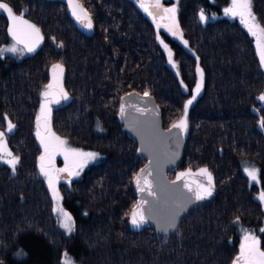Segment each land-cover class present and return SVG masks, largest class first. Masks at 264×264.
<instances>
[{
  "label": "trees",
  "instance_id": "16d2710c",
  "mask_svg": "<svg viewBox=\"0 0 264 264\" xmlns=\"http://www.w3.org/2000/svg\"><path fill=\"white\" fill-rule=\"evenodd\" d=\"M2 1L35 21L45 44L34 56L0 55V128L19 157L14 173L0 160V264H64L66 253L79 264H233L244 227L264 250V66L253 36L223 15L231 0H166L177 5L187 41L163 36L177 72L161 48L157 24L134 0H80L94 22L91 36L76 28L60 1ZM252 7L264 27V0H252ZM200 9L213 18L201 22ZM6 28L0 10V48L12 42ZM56 63L63 65L69 99L52 106L51 128L70 146L99 154L81 175L59 182L71 233L59 226L39 173L43 151L35 134L40 95ZM197 66L203 85L187 111L184 158L167 175L207 169L217 194L186 215L173 236L150 227L134 232L128 223L137 202L133 178L146 161L122 125L119 99L147 91L168 128L184 115ZM246 161L258 169V183L244 173Z\"/></svg>",
  "mask_w": 264,
  "mask_h": 264
},
{
  "label": "snow or ice",
  "instance_id": "6c2138e0",
  "mask_svg": "<svg viewBox=\"0 0 264 264\" xmlns=\"http://www.w3.org/2000/svg\"><path fill=\"white\" fill-rule=\"evenodd\" d=\"M68 5L72 9V15L80 22L84 23V26L88 29L93 27L90 14L83 8V5L79 3V0H68ZM140 7L144 9L148 15L159 16L161 19L169 21L164 27L173 35L183 38L182 32H180L179 24L176 20L177 9L173 7H164L161 0H151V3H146L145 0H140ZM151 9V10H150ZM0 10H3L7 14L10 21L8 32L15 42L10 47L0 48V55L4 53L20 54L26 50L28 53H33L39 47L43 37L40 29L35 25L23 18V15L14 14L13 9L9 4L0 0ZM225 15L229 17H239L241 23L247 28L248 32L257 38V48L259 51L260 64L264 66V27L261 26L257 20L252 7V0H231V6L224 9ZM213 17L205 15V11L200 9L199 20L206 22ZM86 22V23H85ZM159 27V25H158ZM159 39V36L157 37ZM160 43L163 45L168 54V62L176 67L173 61V53L169 49L168 45L164 40L160 39ZM187 46V41H184ZM23 45V48L18 47ZM198 59V58H197ZM197 73L200 76L199 82L196 84L195 94L192 95L184 105V117L180 119L178 123L172 125V128L187 130V111L189 105L196 100L197 95L200 93L203 85V70L197 66ZM64 68L60 63L52 65V77L53 82L46 85V89L42 92L43 101L40 104V112L36 118V136L39 138L40 145L43 147V153L39 157V173L46 179L49 189L52 192L53 198L59 202L61 199L57 184L61 179H68L70 177L79 176L85 165L90 160H95L97 154L94 152H84L82 150L72 148L68 146L67 141L56 135L51 128V113L52 104H60L61 101L69 99L67 92L62 87V77ZM178 74V73H177ZM182 83V81H181ZM55 89V91H53ZM150 94L145 91L144 96L147 97ZM261 101H264V95L259 97ZM124 114V108L121 107V115ZM7 119V117H5ZM264 126V121H262ZM15 125L8 122V132H12ZM43 128V131H41ZM61 155L64 159V167L57 168L55 166L56 156ZM7 157V159H5ZM0 160L11 166L13 173L16 170V166L19 163V157L13 156L12 152L8 149L5 141V133L0 132ZM146 170H141V174L136 177V184L138 189L143 193L147 191L148 195H154L152 191V185L147 180H143L141 184V178ZM248 176L253 180L257 181V170L255 168H245ZM67 174L62 176L61 174ZM190 173H181L177 177L179 180L181 177ZM200 174L207 176V185H198L197 190H193L188 185L189 192H192L196 200H203L211 197L213 194V184L211 173L207 169H200ZM261 200H264V194H261ZM147 200H143L138 203L131 212V224L134 227L139 228L147 222L148 218L151 217L153 209H148L149 216L146 218L144 213V205L148 204ZM57 212L62 215V226L71 233L74 228L72 224L71 216L65 212L61 207H57ZM175 216L173 215L169 220V226H174ZM264 231V229H261ZM64 264H71L70 258L65 255ZM233 264H264V251L261 250L260 240L250 233H246L243 238V242L240 245V254L235 258Z\"/></svg>",
  "mask_w": 264,
  "mask_h": 264
},
{
  "label": "water",
  "instance_id": "95a60500",
  "mask_svg": "<svg viewBox=\"0 0 264 264\" xmlns=\"http://www.w3.org/2000/svg\"><path fill=\"white\" fill-rule=\"evenodd\" d=\"M55 1H60L66 4L69 17L73 20L78 30H80L86 36H91L94 34L95 29L92 18L91 20L93 27L88 29L84 26V23L78 21L72 15V9L68 5V0ZM145 2L151 3V0H145ZM79 3L82 4L80 0ZM10 7L12 8V6ZM164 7L166 6L164 5ZM83 8L88 12L84 6ZM145 13L157 25L169 23L168 20L161 19L159 16H156L154 19L153 16L148 15L147 12ZM4 14L7 22L6 33H8L9 38L13 41L11 35L8 32L10 21L7 17V14ZM14 14L20 15L16 11H14ZM23 18L30 23L35 24L40 29L41 35L43 37L39 47L35 52L28 53L25 50L27 54L34 56L35 53L44 46L45 35L35 21H31L25 15H23ZM19 46L23 48V45ZM53 91H55V89H53ZM40 96L42 97V95ZM64 102L65 101H61L60 104H52V106L59 107V105L63 104ZM118 104V115L120 116L122 125L125 127L128 136H130L135 141V143H137L139 154L141 158L146 161V163L139 169L138 173L133 178V190L137 201L134 207L141 201L147 200L149 203L145 204L143 209L146 218L149 216L148 209L150 207L153 209L151 217L148 218L147 222L137 228L131 224V212L134 209L133 207L129 215V226L134 232H140L145 228L150 227L159 236H173L186 215L194 211V209L203 207L204 205H208L214 201L217 194V187L212 183V196L203 200H196L192 192H189L188 187H185V185H188L194 191L197 190L198 185L203 184L206 186V175L192 171L186 172L190 174L181 177L179 180L177 178H168L167 173L170 172V170L176 169L184 158L183 154L186 146L185 134L182 129L172 128V126L168 128L164 127L162 124V114L160 113L159 104L155 101V98L151 94L145 97L144 94L137 91L126 92L120 97ZM121 107L124 108L123 115H121ZM41 130L43 131V128H41ZM0 132L5 133L7 147L12 152L13 156H15V152L8 141L7 132L3 131L1 128ZM141 170H146L141 178V184L143 185V180L147 179L152 185V191L154 192V195L149 196L147 191L142 193L138 189L136 177L141 174ZM61 175L67 176L66 173ZM74 177L61 179V181H70L73 180ZM173 215L175 216L174 226H169V220Z\"/></svg>",
  "mask_w": 264,
  "mask_h": 264
},
{
  "label": "rangeland",
  "instance_id": "374dc122",
  "mask_svg": "<svg viewBox=\"0 0 264 264\" xmlns=\"http://www.w3.org/2000/svg\"><path fill=\"white\" fill-rule=\"evenodd\" d=\"M139 6H140V0H134ZM169 1V0H168ZM231 2V1H230ZM161 3L163 4V5H165L166 7H173V6H175L176 7V9H177V5L175 4V2H170V3H168V2H166V0H161ZM231 6V3H230V5L228 6V7H230ZM255 14V13H254ZM223 15L224 16H226V17H228L229 18V16H227V15H225V13H224V11H223ZM230 18H233V19H237L239 22H241V20H240V18L239 17H230ZM177 20V19H176ZM168 24V23H167ZM165 25V24H164ZM164 25H159V27H158V25H156V27H157V30H158V32H159V41H160V39H162V40H164V42L167 44V42H166V40H165V37H163L164 35H167V36H169V37H171V38H173L174 40L176 39L177 41H179V42H181L182 44H184V37L181 39L179 36H173L165 27H164ZM245 27V26H244ZM246 28V27H245ZM179 29H180V27H179ZM247 29V28H246ZM180 32H181V30H180ZM254 38V43L256 44V49H257V53H258V55H259V51H258V48H257V38L256 37H253ZM15 42L14 41H12L11 43H8V44H6V45H4L2 48H6V47H10L12 44H14ZM160 45H161V48H163V50H164V52H165V54H166V58L168 59V54H167V51L165 50V48L163 47V45L160 43ZM168 45V44H167ZM18 47H20V48H22L21 46H18ZM168 47H169V49H171V51H172V53H173V61H174V63H175V65H176V67H173L172 66V64H170V66L172 67V69H174L176 72H177V61H176V59L174 58V52H173V50H172V48H170V46L168 45ZM24 52H25V50H24ZM24 52L23 53H20V54H18V55H20V56H23L24 55ZM4 54H8V55H13V53H4ZM50 82L49 83H52L53 82V77H52V68H51V71H50ZM63 77H64V74H63ZM63 77H62V81H63ZM199 80H200V76L198 75L197 76V80H196V83H195V85L193 86V88H192V90H193V92H192V95H194L195 94V88H196V84L199 82ZM62 87H63V85H62ZM201 91V90H200ZM192 95L187 99V101L189 100V99H191V97H192ZM199 95V94H198ZM43 101V99H41L40 100V102H39V105H38V111H37V116L39 115V112H40V104H41V102ZM51 106V108H52V110H53V107H52V105H50ZM190 106V105H189ZM188 109H189V107H188ZM183 117H184V115H183ZM180 121V120H179ZM42 131V130H41ZM53 132H54V130H52ZM56 133V132H55ZM56 135H58L57 133H56ZM59 136V135H58ZM60 137H61V135H60ZM37 140H39V138L37 137ZM67 144H68V146H70L69 145V143L67 142ZM70 147H72V148H75V147H73V146H70ZM41 148H42V151H43V147L41 146ZM76 149H79V148H76ZM79 150H82V151H84V152H94V153H96L97 154V157H96V159L95 160H90L86 165H85V167L84 168H86L87 166H89V165H91V164H93L95 161H97V160H99L98 158H99V154H98V152H96V151H92V150H89V149H79ZM43 153V152H42ZM5 159H7V157L5 158ZM2 162L4 163V164H6L5 162H4V160H2ZM244 165H243V171H244V173L245 174H247V172L245 171V168H255L256 170H257V176H258V180H259V174H258V169L253 165V164H251L250 162H248V161H246V162H244L243 163ZM7 165V164H6ZM10 166V165H9ZM55 166L57 167V168H60V167H63L64 166V159H63V156H61V155H58V156H56V158H55ZM11 167V166H10ZM83 168V169H84ZM83 172V170L80 172V175H81V173ZM181 173H184V170H180V169H177L176 170V177L175 178H177L178 176H180V174ZM248 175V174H247ZM76 177V176H75ZM78 177V176H77ZM250 178V177H249ZM250 180L253 182V183H258V180L257 181H253L251 178H250ZM65 181V180H64ZM71 181V180H70ZM69 181V182H70ZM47 182V181H46ZM61 182V181H60ZM58 185H59V183L57 184V189H58ZM54 213H55V215L57 216V219H58V224H59V226H61V228L63 229V230H65L67 233H69L63 226H62V215L60 214V213H58L57 212V207L59 206V207H61L65 212H67L68 214H69V212L65 209V207L63 206V204H61V202H60V200H59V202H57L55 199H54ZM262 206L264 207V200H262ZM70 215V214H69ZM71 216V218H72V215H70ZM72 224H73V218H72ZM74 227V226H73ZM246 233H250V234H252V235H255L256 236V234L254 233V231L252 230V229H250V227L249 228H242V230H241V242H240V245H241V243L243 242V238H244V235L246 234ZM257 237V236H256ZM258 238V237H257ZM260 240V239H259ZM240 245H239V251H240ZM262 250V249H261ZM262 251H264V250H262ZM239 254H240V252H239ZM238 254V255H239ZM65 255H67V257L68 258H70V260H71V264H79V263H76L74 260H73V258H71L70 256H69V254H65ZM64 261H65V256H64Z\"/></svg>",
  "mask_w": 264,
  "mask_h": 264
},
{
  "label": "flooded vegetation",
  "instance_id": "af4514ba",
  "mask_svg": "<svg viewBox=\"0 0 264 264\" xmlns=\"http://www.w3.org/2000/svg\"><path fill=\"white\" fill-rule=\"evenodd\" d=\"M75 178V177H74ZM66 182H68V181H66Z\"/></svg>",
  "mask_w": 264,
  "mask_h": 264
}]
</instances>
